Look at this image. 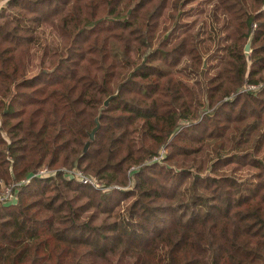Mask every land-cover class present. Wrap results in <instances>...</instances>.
<instances>
[{"label":"trees","instance_id":"trees-1","mask_svg":"<svg viewBox=\"0 0 264 264\" xmlns=\"http://www.w3.org/2000/svg\"><path fill=\"white\" fill-rule=\"evenodd\" d=\"M193 1L5 0L0 264H264V0H207L212 71Z\"/></svg>","mask_w":264,"mask_h":264},{"label":"rangeland","instance_id":"rangeland-1","mask_svg":"<svg viewBox=\"0 0 264 264\" xmlns=\"http://www.w3.org/2000/svg\"><path fill=\"white\" fill-rule=\"evenodd\" d=\"M4 4L5 0H0V8ZM211 11L212 4L208 3L207 0H195L185 7V10L180 17L177 27L168 32L172 35V33L174 32H178L179 30L189 27H192L194 29L193 31L200 30V37L202 36L203 47L205 48L207 47L206 45H211V50L208 52L205 60L206 62L208 61L207 63L210 71L213 70L215 63L217 62V58L223 53V51L221 52V49H223V47L225 46L223 40L224 36L221 32H219L222 30L223 20L220 19L219 22H215L213 20V17L211 16ZM56 40L57 37L55 33L50 30V28L42 26L38 29L36 45L33 46L28 65V70L30 72L35 70L34 67L38 59L41 47H43L44 45H51ZM217 44H220L218 54L215 53ZM185 76L186 79L184 77L183 78L186 81H189V83H192L195 78V76L191 75L188 72H186ZM162 153L165 154V151L162 150ZM248 174L249 172L244 170L237 172L236 175L241 180H247L249 179ZM120 207V209H123L124 205L122 204Z\"/></svg>","mask_w":264,"mask_h":264},{"label":"built area","instance_id":"built-area-1","mask_svg":"<svg viewBox=\"0 0 264 264\" xmlns=\"http://www.w3.org/2000/svg\"><path fill=\"white\" fill-rule=\"evenodd\" d=\"M260 88L259 85H247L245 87L244 90H250V91H255L256 89ZM71 174L74 175V177L77 179V181L79 183H81L82 185H89L92 186L95 189H100L101 185L100 183L95 180L92 179L90 177H88L87 175H85L81 170H76V171H72L69 172ZM47 174H54V172H50L47 169H42L36 173H33L32 177H36V176H44ZM28 182V180H27ZM14 199L11 187L7 186L1 193H0V205H2L3 203L7 202V201H11Z\"/></svg>","mask_w":264,"mask_h":264},{"label":"water","instance_id":"water-1","mask_svg":"<svg viewBox=\"0 0 264 264\" xmlns=\"http://www.w3.org/2000/svg\"><path fill=\"white\" fill-rule=\"evenodd\" d=\"M250 46H251V38L248 39L247 43L245 44L244 46V53H250ZM110 98L107 99L105 102H104V106L106 107L108 105V102H109ZM99 117H100V113L98 114V116L96 117L95 119V127L92 129V131L89 133V141L85 144L84 148H83V152H86L88 147H89V144H90V141L93 140L94 138V135L95 133L97 132L98 128H99Z\"/></svg>","mask_w":264,"mask_h":264}]
</instances>
